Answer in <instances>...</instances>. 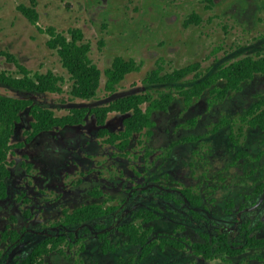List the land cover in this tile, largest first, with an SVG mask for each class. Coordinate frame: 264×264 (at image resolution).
I'll return each instance as SVG.
<instances>
[{
    "label": "rangeland",
    "instance_id": "obj_1",
    "mask_svg": "<svg viewBox=\"0 0 264 264\" xmlns=\"http://www.w3.org/2000/svg\"><path fill=\"white\" fill-rule=\"evenodd\" d=\"M21 5L36 7L40 30L19 10ZM193 14L201 18V23L189 22ZM50 26L66 34L70 29H81L85 42L91 44L92 60L102 70L109 68L117 56L134 59L141 66L140 72L126 77L116 93L106 95L102 91L92 101H74L67 92L32 93L0 83V95L33 99L57 115L69 113L75 105H103L120 96L141 93L143 79L159 64L165 73L199 62L208 75L222 63L257 53L264 55V0H0V50L14 54L34 72L53 70L69 79L57 51L47 44L50 37L43 29ZM0 66L15 69L3 59ZM188 80L193 79L190 76ZM263 90L264 75H258L243 93L214 108V116L208 110V92L189 110L177 98L168 112H154V136L147 140L135 136L129 146L134 154L128 158L116 155L114 147L98 136L94 116L83 124L42 132L25 148H14L9 156L8 196L0 200V252L9 246L3 232L10 228L42 230L60 221L64 209L73 211L93 203L112 206L122 201V213L134 204V194L129 196L132 203L126 202L128 190L149 180H160L159 184L172 180L191 183L194 173L189 164L195 144H175L189 135L205 134L212 119L217 122L221 113L236 104L249 105L253 92ZM189 119L190 124L196 120V125L187 126ZM123 120L124 115L113 112L107 127L120 131ZM32 121L27 109L15 126L12 143L25 138ZM143 148L157 152L137 157ZM96 189L102 192L99 198L92 194ZM134 216L125 218L131 222ZM156 227L162 230L172 224L160 219ZM156 235L153 234L158 238ZM29 237L28 234L23 250L39 240V236H34V241ZM119 240L116 238L114 243ZM125 243L117 253L104 254L99 240L90 238L82 259L76 255L80 248L76 246L65 248L64 253L50 254L46 264H123L122 259L136 251ZM178 259L177 250L157 247L137 264H179Z\"/></svg>",
    "mask_w": 264,
    "mask_h": 264
},
{
    "label": "trees",
    "instance_id": "obj_2",
    "mask_svg": "<svg viewBox=\"0 0 264 264\" xmlns=\"http://www.w3.org/2000/svg\"><path fill=\"white\" fill-rule=\"evenodd\" d=\"M19 10L33 25H38L39 13L35 6L21 5ZM189 22L199 23L201 19L198 15H193ZM43 30L50 37L47 43L49 48L57 51L69 79L53 70L34 72L22 64L14 54L0 50V59L15 67V69H10L0 66V83L16 90L32 93L64 94L67 92L69 98L74 101H92L98 98L102 91L110 94L116 93L117 87L125 77L140 69L136 60H127L118 56L111 67L102 70L92 60L90 56L92 47L90 43L85 42L84 32L79 28L71 29L67 34L59 32L54 26ZM200 68L201 64L195 62L163 74L164 69L159 64V67L146 79V83L154 87L152 91L120 96L103 105H75L70 108L69 113L62 115H57L54 110L37 104L30 98L0 95V198H6L8 195V180L11 176L10 154L14 148H25L40 133L83 124L88 117L94 116L98 132L104 142L124 153L128 150L135 135H141V139L151 137L155 126L152 114L154 111H165L168 108L173 101L174 91L180 92L185 101L189 103L207 86L215 85L219 80H224L229 88L237 90L244 80L257 73H264V57L248 56L222 64L215 73L205 79H200L198 75L194 89L185 88V78L199 71ZM103 76L106 77L104 84ZM227 90L215 89L221 96H224ZM27 109L33 117L30 129L27 130L23 140L12 143L15 126L20 121L21 114ZM113 112L124 115L123 129L120 131L114 132L107 127L108 117ZM139 190L142 191V196L148 193L152 201L160 195L154 189H135V191ZM92 194L99 197L102 192L96 189ZM134 195L139 197V192H134ZM115 210L116 207L107 206V203L83 205L73 211L64 209L60 221L38 230L39 240L33 243L28 250H23L22 247L25 245L26 236L31 231L25 228L20 233L10 228L3 234V239L10 242L7 249V252L10 251L9 263L14 261L13 264H46L50 254L64 253L65 248L73 249L76 246H80L77 250L79 254L85 248V237L82 230L104 227L107 224L105 219ZM137 214L144 220V223L156 216L153 211L143 208ZM144 223L131 222L121 227L128 243L138 247L139 250L136 249V251H139L142 256L148 255L156 245L166 242L165 238H163L165 242L162 238L156 239L152 234V226L144 228ZM101 236L105 239L104 249L111 250L113 246L106 238L107 233L104 232ZM133 260L130 259L128 264H132Z\"/></svg>",
    "mask_w": 264,
    "mask_h": 264
},
{
    "label": "flooded vegetation",
    "instance_id": "obj_3",
    "mask_svg": "<svg viewBox=\"0 0 264 264\" xmlns=\"http://www.w3.org/2000/svg\"><path fill=\"white\" fill-rule=\"evenodd\" d=\"M37 26L40 28L39 22ZM259 56L264 57L262 53L249 57ZM243 58L245 57L240 59ZM217 69L207 75L201 65L199 71L189 74L185 78L184 83H189V85H184V87L194 89L198 75L200 79H205L215 73ZM140 71L141 66L139 71L136 72ZM148 75L142 81L145 87L141 93L152 91L154 88L146 83ZM258 75H264V73H257L251 78L244 80L237 90L229 88L224 80H219L217 84L207 86L199 96H194L193 100L189 103L185 101L184 96L180 92L174 91L171 104L177 98H181L185 105L184 108L189 110L208 92L210 95L208 110L212 111V116H214V108L228 103V100L233 99L235 95L243 93L245 88ZM190 76L193 79L192 81L188 80ZM220 82H223V85H220ZM215 89L228 90L224 96H221ZM106 95L111 94L107 93ZM170 105L165 112L169 111ZM192 121L195 123L192 122L191 124L196 125V120ZM190 122V119L187 120V126H191ZM263 122L264 90L262 92H253L249 105L239 106L236 104L230 111L221 113L217 122L215 119H212L208 124V132L205 134L196 133L189 135L190 137L179 139L178 144L176 143L175 146L185 143L195 144L192 161L189 164L194 173L191 183L172 180L159 184L160 180H149L139 186L137 185V187H131L128 190L126 202L130 201L131 204L132 200H129V196L133 195L134 192H139V197L136 195L133 200L134 204L129 209H125L120 213V209L124 203L122 201L116 203L112 205L116 207V210L105 219L107 224L104 227L82 230L85 237V248L76 255L81 259L83 258L82 253L86 251L88 247L87 242L90 238H97L99 240V245L104 254L117 253L118 248L123 246L122 243L124 242H126V245L131 246L132 249L139 250L138 247L128 243L121 227L131 222H136L137 224L144 223V220L139 218L137 214L143 208L156 214L149 222L143 224L144 228L152 226V234L158 233L156 236L162 239L165 238L166 240L165 242L163 239L165 243L156 245L154 249L160 247V249L164 250L166 247H170L177 250L179 259L176 263L264 264ZM173 134L176 135V132ZM98 136H101L99 132ZM151 136H154V131ZM148 138L150 137L145 139L147 140ZM138 142L140 144L144 143L139 140ZM112 147H114L116 155L121 157L128 158L134 154V151L129 148L123 153L115 146ZM169 149H166V154H168ZM141 150V155H137L139 158L141 156H148L146 155L147 152H149V155H154L157 152L156 150H147L146 148ZM141 188L154 189L160 195L155 201H152L148 193H144L145 195L142 196V191H135V189ZM3 199L5 198H0V200ZM144 202H147L146 205L143 204ZM150 202L152 204L149 205ZM131 214H135V221L129 222L125 216H131ZM160 219L167 220L172 224V227L158 230L156 222ZM146 224L149 226L147 227ZM28 230L31 231L28 239L34 241V236H37L38 230L34 231L29 228ZM104 232L107 233L106 238L109 239L113 246L109 251L104 249L105 239L101 236ZM124 237L125 239H123ZM116 238H120V240L114 243ZM152 251L146 256H142L139 251H135L134 254H130V258L122 259V263L128 264L130 259H134L132 264H137L138 260L149 256ZM9 253L10 251L7 252V250L0 252V264H13L14 261L9 263Z\"/></svg>",
    "mask_w": 264,
    "mask_h": 264
}]
</instances>
